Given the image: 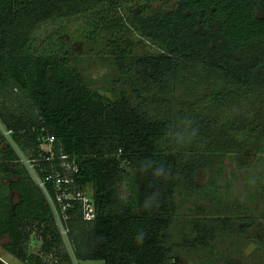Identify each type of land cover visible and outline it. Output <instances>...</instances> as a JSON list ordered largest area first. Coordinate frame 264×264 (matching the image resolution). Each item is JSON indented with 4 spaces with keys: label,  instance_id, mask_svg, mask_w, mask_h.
Returning a JSON list of instances; mask_svg holds the SVG:
<instances>
[{
    "label": "trees",
    "instance_id": "obj_1",
    "mask_svg": "<svg viewBox=\"0 0 264 264\" xmlns=\"http://www.w3.org/2000/svg\"><path fill=\"white\" fill-rule=\"evenodd\" d=\"M152 1L0 0V175L9 180L0 242L24 264H184L183 250L215 256L225 234L258 244L260 255L241 264L264 255V212L252 207L264 198V173L240 200L217 184L226 160L249 168L256 152L264 162V0ZM85 15L88 40L102 43L113 70L109 95L92 87L73 50H33L41 25ZM132 32L160 54H137ZM55 174L72 193L91 194L94 220L80 201H65L63 213L66 187L47 180ZM185 194L195 206L186 220ZM58 215L68 218L66 237Z\"/></svg>",
    "mask_w": 264,
    "mask_h": 264
},
{
    "label": "rangeland",
    "instance_id": "obj_2",
    "mask_svg": "<svg viewBox=\"0 0 264 264\" xmlns=\"http://www.w3.org/2000/svg\"><path fill=\"white\" fill-rule=\"evenodd\" d=\"M143 1V0H142ZM169 2L176 3L177 0H153L152 4L158 7L160 4ZM134 4L133 0H123V5L125 8H129ZM92 16L85 15L77 17L70 20H58L50 23L41 25L35 32L33 40V50L34 53H44L51 51L52 49L68 50L71 49L78 57L83 58L78 69L84 73V75L90 80L92 87L99 90L105 95H109L108 89L110 88V76L113 70L107 66L104 59L105 50L102 43L99 45H94L88 40V34L91 32L92 28ZM131 39L134 42V48L137 54H160L161 50L153 42L141 37L135 32H132ZM5 133V132H4ZM6 134V133H5ZM7 135V134H6ZM8 137V135H7ZM11 141V140H10ZM17 148V147H16ZM22 160L29 164L26 159V154L22 153L17 148ZM251 157L253 159L246 160L251 163L249 168H239L238 164L229 160L225 162L224 172L221 178H218V186L226 187L230 185L231 190H229V198L236 197L237 200L244 199L248 197L253 191L251 186V177H255V173H264V162L258 159V154L254 152ZM29 166V165H28ZM32 173L34 171L29 167ZM8 179L5 176L0 175V194L7 190ZM210 182V177L208 174L204 176L202 180V185ZM122 196L127 197V187L126 184H122ZM226 188H223L222 192L226 193ZM186 202L181 206V216L179 218L185 219L190 214V210L195 209L193 204L194 201L187 198L184 195ZM239 198V199H238ZM261 201L254 206V210L257 212H264V198H260ZM19 196L16 192L13 193V202L18 203ZM202 204L206 205L211 210L212 214L216 213L218 208L212 202L202 200ZM257 209V210H256ZM249 212H245V214ZM188 214V215H187ZM250 214H253L252 212ZM260 214V213H259ZM264 215V214H261ZM215 219L214 217H211ZM264 218H260L263 220ZM249 244H243L238 237L232 234L220 235L216 241V250L218 253L215 256L209 255L206 250L199 251H189L183 250L182 259L184 264H225V260L230 258L236 264H241L245 262L247 257L253 253H256L258 244H256L253 239ZM7 238H3L0 242V256L7 264H24L16 257L7 253L3 246L7 243ZM254 242V243H253ZM70 252L69 243L67 244ZM33 250L37 251L38 246L34 245ZM258 253V252H257ZM263 253V252H262ZM243 254V255H241ZM260 255L259 253L256 255ZM262 255V254H261ZM75 259V258H74ZM258 263L264 264V255L258 259ZM254 258H251L248 262L250 264H257ZM75 264H105L104 261H81L75 259Z\"/></svg>",
    "mask_w": 264,
    "mask_h": 264
},
{
    "label": "built area",
    "instance_id": "obj_3",
    "mask_svg": "<svg viewBox=\"0 0 264 264\" xmlns=\"http://www.w3.org/2000/svg\"><path fill=\"white\" fill-rule=\"evenodd\" d=\"M6 134L9 136L10 132H6ZM52 142H54V138L50 139V143ZM36 180L39 186L45 190L46 182H43L39 180L38 178H36ZM47 180L54 182L56 187L59 188L60 190L62 189V186L66 187L63 193L58 196V201L59 203H61L63 213H65L67 207L69 206L68 205L69 203L67 202L66 204L65 201L75 200V201H80L82 203L85 220L92 221L96 218L94 200L91 194H89L86 191H80L77 194L72 193L69 187V185L72 184V181L68 177L67 178L62 177L60 174L50 175ZM48 199L51 202V204H53V199L51 198V196L48 195ZM57 219H58V224L60 226L61 232L66 237L68 235V229L65 227V222L68 220V218L67 216L58 215ZM39 244L40 243L36 241V242H33L32 245L33 246L36 245L39 247Z\"/></svg>",
    "mask_w": 264,
    "mask_h": 264
},
{
    "label": "clouds",
    "instance_id": "obj_4",
    "mask_svg": "<svg viewBox=\"0 0 264 264\" xmlns=\"http://www.w3.org/2000/svg\"><path fill=\"white\" fill-rule=\"evenodd\" d=\"M143 237H144V234L143 233H140L139 236L137 237V240L139 242H142L143 241Z\"/></svg>",
    "mask_w": 264,
    "mask_h": 264
}]
</instances>
